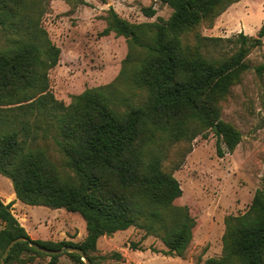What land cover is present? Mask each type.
<instances>
[{
    "label": "trees",
    "instance_id": "obj_1",
    "mask_svg": "<svg viewBox=\"0 0 264 264\" xmlns=\"http://www.w3.org/2000/svg\"><path fill=\"white\" fill-rule=\"evenodd\" d=\"M160 1L172 8L160 22L132 24L113 7L108 10L100 34L127 38L122 74L129 65L125 78L146 91L142 103L119 110L109 86L87 88L68 104L58 99L49 71L61 50L41 25L42 0H0V28L6 33V44L0 46V174L11 180L16 199L79 213L87 231L81 242L33 239L12 213V203L0 196V258L12 239L27 238L14 245L5 264L29 261L22 256L27 251L48 255L30 246L32 240L51 249L79 246L99 264L94 254L100 237L138 225L162 239L164 255L183 256L188 248L195 219L186 206L173 204L182 188L163 167L166 148L206 136L210 128L219 156L234 150L241 132L221 119L219 104L252 69L245 57L252 47L262 46L264 24L256 37L196 32L192 46L185 41L188 32L203 21L212 25L232 1ZM229 42L232 53L223 49L221 57L200 51ZM253 68L264 74V61ZM66 254L85 264L80 254ZM48 256L50 264L58 263L60 255ZM203 264H264V188L255 192L244 214L229 217L222 255L207 257Z\"/></svg>",
    "mask_w": 264,
    "mask_h": 264
},
{
    "label": "rangeland",
    "instance_id": "obj_2",
    "mask_svg": "<svg viewBox=\"0 0 264 264\" xmlns=\"http://www.w3.org/2000/svg\"><path fill=\"white\" fill-rule=\"evenodd\" d=\"M230 1L212 25L201 22L198 29L188 32L185 41L193 46L196 32L225 38L243 32L256 37L264 24V0ZM42 7L41 25L61 50L58 64L49 71L50 88L58 99L68 104L73 95L87 88L109 86L113 105L119 110L145 100L146 91L125 78L131 73L129 65L127 73L122 74L129 53L127 38L114 32L100 33L107 26L110 7L132 24L167 20L171 7L160 0H42ZM146 9H153L155 14L147 15ZM5 44L6 33L0 28V46ZM232 44L225 43L218 49L201 47L200 51L221 57L223 49H227L226 55L232 53ZM245 61L252 69L241 74L219 104L221 119L241 132L234 150L219 156L216 135L209 128L206 136L170 144L165 151L163 167L182 188V195L173 204L186 206L195 219L192 241L183 256L164 255L167 247L162 239L146 234L138 225L103 236L94 254L99 264H203L207 257L222 255L229 217L244 214L255 192L264 188V74L258 75L253 68L264 61V38L262 46L250 49ZM53 147L49 144L51 153L60 161V155L52 152ZM0 196L12 203V213L20 223L42 224L45 233L40 237L47 240H80L86 230L82 216L64 208L28 205L29 212L21 211L13 184L4 175L0 176ZM3 226L0 221V229ZM114 253H120L121 258ZM22 256L29 259L23 264H50L48 255L27 251ZM57 264L78 263L63 253Z\"/></svg>",
    "mask_w": 264,
    "mask_h": 264
},
{
    "label": "water",
    "instance_id": "obj_3",
    "mask_svg": "<svg viewBox=\"0 0 264 264\" xmlns=\"http://www.w3.org/2000/svg\"><path fill=\"white\" fill-rule=\"evenodd\" d=\"M20 241H27V238L24 236L16 237L8 243L0 258V264H5V259L8 256L9 252L14 247V245ZM29 245L32 246L37 251H41L48 255H62L63 253L66 252H75L81 255L82 260L84 261L85 264H93L90 258L84 252V250L79 246L68 245L60 249H51L33 240L29 242Z\"/></svg>",
    "mask_w": 264,
    "mask_h": 264
},
{
    "label": "crops",
    "instance_id": "obj_4",
    "mask_svg": "<svg viewBox=\"0 0 264 264\" xmlns=\"http://www.w3.org/2000/svg\"><path fill=\"white\" fill-rule=\"evenodd\" d=\"M2 174H0V176H1ZM6 180H8V179H6ZM15 193V192H14ZM15 198H16V195H15ZM3 199V198H2ZM18 201H17V203L16 204H19L18 202H20L22 205H21V211H23L24 213L26 212V211H30V210H28V205L29 204H26V203H24V202H22V201H20L19 199H17ZM5 202V201H4ZM6 203V202H5ZM31 206H33V205H31ZM48 219H50L49 217H47ZM82 226L84 227V223H83V221H82ZM21 225H23L25 228H26V230H27V232H28V234L30 235V237L31 238H33V239H40V240H47V239H45V238H42V237H40V235H42L43 233H45V231L43 230V229H41V225L42 224H38V226L36 225H34V223H32V221H28V222H26V223H22L21 222ZM86 234H87V231L85 230V228H84V232H83V234H82V237H81V239L79 240L78 238H71V241H73V242H81L84 238H85V236H86ZM104 236H107V235H104ZM103 237V236H102ZM102 237H100V239L102 238ZM99 239V240H100ZM99 242V241H98Z\"/></svg>",
    "mask_w": 264,
    "mask_h": 264
}]
</instances>
